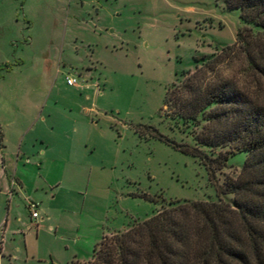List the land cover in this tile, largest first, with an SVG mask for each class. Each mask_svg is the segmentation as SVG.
<instances>
[{
	"label": "rangeland",
	"instance_id": "1",
	"mask_svg": "<svg viewBox=\"0 0 264 264\" xmlns=\"http://www.w3.org/2000/svg\"><path fill=\"white\" fill-rule=\"evenodd\" d=\"M241 25L226 0H0V120L16 109L17 123H36L26 139L48 144L45 155L30 146L20 166L26 187L11 198L3 264H49L51 254L71 264L169 202L216 201L199 160L156 132L193 145L165 116L166 89L232 45ZM245 69L231 55L223 73L254 92ZM246 155L229 157L220 184ZM27 202L49 217L34 224Z\"/></svg>",
	"mask_w": 264,
	"mask_h": 264
},
{
	"label": "trees",
	"instance_id": "2",
	"mask_svg": "<svg viewBox=\"0 0 264 264\" xmlns=\"http://www.w3.org/2000/svg\"><path fill=\"white\" fill-rule=\"evenodd\" d=\"M226 1L242 23L234 43L183 71L163 99L171 127L193 145L156 132L199 160L216 201L169 202L148 219L104 235L86 264H264V0ZM231 55L244 60L254 92L223 73ZM242 151L239 172L220 184L217 172Z\"/></svg>",
	"mask_w": 264,
	"mask_h": 264
},
{
	"label": "crops",
	"instance_id": "3",
	"mask_svg": "<svg viewBox=\"0 0 264 264\" xmlns=\"http://www.w3.org/2000/svg\"><path fill=\"white\" fill-rule=\"evenodd\" d=\"M67 77L70 76L67 75L66 78ZM18 113H19L18 110L16 109L12 110V114H13L12 119H10L11 121L6 122L5 124L3 123V121L0 120V209L2 210L4 209L5 202H6V207L8 209V214L6 215V218L2 220V216H1L0 219V235H1L0 264H3V259L5 256V250L3 246L4 236L7 233L10 226L9 224L10 220L8 216H9L11 198L14 195H18L19 191L25 190L26 187L25 185L26 183L23 178V172L21 171V167H24L25 163L29 162L30 157L27 155L28 153L27 149L30 148V146H35V144H37L39 145V147L37 148L38 153L42 155H45L48 149V144L43 138V134H35L32 136V138L29 137L28 139H26L27 136L30 134V132L35 130L36 123L28 124V125L17 123L16 118ZM5 128H7L9 131H12L15 137L12 139L6 138ZM24 158H25V162L23 160ZM27 208H28V202H27ZM40 208L41 205H38L39 218L37 222L43 221V217L46 218L49 217L47 215V211L41 214ZM29 215H30V211H29ZM30 221L34 222V220L31 218V215H30ZM92 253L89 256V258H85L88 256L82 257V260H79L80 258H78V255L76 253L75 254L72 253L73 255L72 254L68 255V257H70L69 259L72 258L76 259V261L71 262V264H85L91 260ZM49 258H50L49 264H62L61 262L56 260L53 254L49 255ZM68 261L66 263L70 264V262Z\"/></svg>",
	"mask_w": 264,
	"mask_h": 264
},
{
	"label": "built area",
	"instance_id": "4",
	"mask_svg": "<svg viewBox=\"0 0 264 264\" xmlns=\"http://www.w3.org/2000/svg\"><path fill=\"white\" fill-rule=\"evenodd\" d=\"M66 84L69 86H73L77 84V81L74 78L67 77L66 78ZM14 184V183H12ZM28 209L30 211L31 218L34 220V223L36 224L38 218H39V210L38 205L34 202L28 203Z\"/></svg>",
	"mask_w": 264,
	"mask_h": 264
}]
</instances>
